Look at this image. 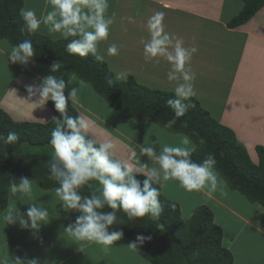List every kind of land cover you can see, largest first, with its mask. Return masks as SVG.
I'll return each mask as SVG.
<instances>
[{
  "label": "clouds",
  "instance_id": "clouds-1",
  "mask_svg": "<svg viewBox=\"0 0 264 264\" xmlns=\"http://www.w3.org/2000/svg\"><path fill=\"white\" fill-rule=\"evenodd\" d=\"M45 8L49 10L39 16L35 9L21 8L19 16L28 33L36 34L42 27L46 28L49 34H58L68 41L66 51L69 54L91 56L101 63L105 61L100 44L109 40L116 23V13L109 14V0H45ZM124 19L129 24L135 23L132 17ZM146 29L148 38L142 41L145 61L158 64L164 60L170 65L167 81L175 85L174 97L166 104L174 116L164 127L171 129L194 106L191 99L196 95L197 77L192 61L198 48L186 47L183 38L166 30L163 11H156L148 17ZM119 54L117 44L108 45L107 56L117 57ZM35 57L32 41L24 39L10 48L7 61L27 66ZM63 67V63L53 62L50 68L53 75L40 78L38 84L27 85L26 91L29 100L37 98L32 104L44 106L51 101L60 114L52 121L55 124L50 137L53 152L46 166L50 179L58 184L54 191L61 207L66 213H77L75 222L63 229L68 238L76 242L95 243L107 253L124 237L123 231L113 227L123 222L117 213L123 212L129 221L144 218L159 220L163 212L160 188L168 182L176 181L189 192L206 191L209 196L217 191L221 181L216 171L215 155L208 154L199 163L194 161L192 141L188 135H181L176 145L161 144L158 139L137 145L138 156L147 157V162L139 158H118L116 144L111 139H98L94 134L95 121L84 115H69V104L78 103L85 82L80 80L78 86H73V73L67 81L62 75H56ZM127 77V71H120L114 79L124 81ZM184 126L187 127V124ZM19 141L20 136L15 131H8L7 135L0 133V144L12 146ZM199 142L205 143L202 138ZM132 156L136 157L137 153L133 151ZM138 175L145 177L142 184L137 179ZM18 181L10 184L12 196L21 201L25 198L33 200L32 179L22 177ZM93 181L98 182L100 187L97 188ZM85 187L91 195H82ZM27 205L25 214L15 203H10L0 212V221L7 225L19 224L22 229L38 233L42 226L51 222L49 209L40 201ZM105 208L111 211H105ZM160 227L163 228V225L160 224ZM151 239V236L137 235L128 247L136 250ZM79 250L83 251L82 243ZM12 262L42 264L35 258L21 260L16 257Z\"/></svg>",
  "mask_w": 264,
  "mask_h": 264
},
{
  "label": "trees",
  "instance_id": "trees-1",
  "mask_svg": "<svg viewBox=\"0 0 264 264\" xmlns=\"http://www.w3.org/2000/svg\"><path fill=\"white\" fill-rule=\"evenodd\" d=\"M244 7L228 24L237 28L253 18L264 7V0H243ZM24 0H0V41L7 40L12 45L30 39L36 50L34 61L41 65L61 62L93 91L102 96L110 106L120 112L126 120L151 122L175 134L188 135L195 143L192 159L197 163L208 154H214L216 169L232 191L240 192L253 203L264 206V147L258 146L259 163L255 164L245 145L229 128L220 124L202 107L196 98L194 105L177 123L167 129L164 124L174 113L166 101L174 97V92L149 88L140 84L132 75L124 81H116L115 74L106 61L97 62L93 57H80L66 51L68 41L51 39L40 33L30 34L24 29L19 13L24 8ZM55 116L59 113L49 101ZM69 115H79L69 104ZM15 121L0 108V133L7 135L15 131L20 136L19 143L9 146L0 144V211L9 204V187L22 177L39 182L44 190H52L58 184L50 179L47 161L53 149L50 145L51 131L55 124ZM185 123L187 127H185ZM205 143L201 144L200 139ZM37 149H41L38 151ZM143 183L145 177L137 176ZM99 188L98 182H92ZM160 187L159 185H155ZM163 212L159 220L144 218L129 221L123 212L117 215L122 223L114 225L121 230L124 238L135 241L137 235L151 236L150 242L138 247L139 254L150 264H234L233 253L224 245L223 228L216 223L212 209L207 205L198 207L188 219L182 215L178 202L169 199L160 188ZM82 195H91L87 187ZM111 211V209H104ZM77 213L71 212L72 223ZM163 225V228L160 227Z\"/></svg>",
  "mask_w": 264,
  "mask_h": 264
},
{
  "label": "crops",
  "instance_id": "crops-1",
  "mask_svg": "<svg viewBox=\"0 0 264 264\" xmlns=\"http://www.w3.org/2000/svg\"><path fill=\"white\" fill-rule=\"evenodd\" d=\"M30 1L31 0H24V7L32 9H35L33 5H40L42 7L43 2L40 0H36L32 3H30ZM136 1L142 2L144 6V10L140 15H136L129 5ZM117 2H119V0H117ZM243 7V1L238 6L236 0H126V3L122 5L124 11L119 12L120 17L118 22L123 21L125 14H127V17H132L135 20V23H131V27L135 30L126 35L130 44L133 38L135 46L137 44L135 48L131 47L132 45L129 44V54L127 55L129 57H144L142 40L145 38V35H147L146 21L154 12L163 11L165 15L169 16L165 18V26L169 30H172L171 33L176 36L180 37L183 35L180 25L183 27L187 25L190 26L192 33L190 34L189 32L184 34L183 40L190 47L196 46L198 48V52L193 57L192 68L196 76H199L197 75L198 73L204 74L201 81H199V78H196V95L194 98L202 105L203 103L209 105L208 110L211 105L216 104V100L221 99L220 101L223 106L221 110H218L219 123L234 132L237 138L247 148L253 161L256 160L259 162L257 147H264V7L247 23L237 28H229V22L241 12ZM35 10L37 16L44 13V10ZM200 21L206 23L211 22L214 26L212 29L208 27L210 31L205 32L203 31L205 28L201 29L197 25ZM173 25H175L176 28H174ZM195 28H197V30L194 31ZM44 31H46V28L42 27V30L38 33L54 39V37L44 34ZM199 31H202V33L199 34ZM217 34L219 39L223 38L227 43L226 49L223 51L217 50L219 46ZM203 36H205V38ZM119 37L125 38L124 35H120ZM201 39L205 40L206 43L202 44ZM12 46L13 45L7 40L0 41V65H4L5 68L17 67V71L13 76V78H15L14 81L9 85H7V83L2 85L4 89H2L0 93V108L6 111L15 121L49 122L55 115L54 110L48 104L49 102L44 106L32 104L36 102L37 98H33L32 100L28 99L26 86L38 84L40 78L53 75L50 71L51 65H41L34 60L27 66L8 63L7 55ZM103 54L105 55V53ZM217 57H219L218 62L216 60ZM150 63L152 62H148V64ZM142 70L141 74L144 73L147 79H152L153 77L155 82L160 81V72H152L153 74L148 75L152 70L146 71L145 68H142ZM135 71L140 72L138 68H136ZM136 72L129 73L128 75L134 76L136 80L142 84L139 81L141 77L136 75ZM71 73V70L64 66L61 72L56 75H62L67 81ZM79 81L80 79L73 75V86H78ZM145 83L142 85L149 88H160L157 86V83H155L156 85L154 87H151L149 84L146 85ZM91 90L93 91L88 84L84 83V87L81 88L79 93L78 103L82 100L86 101L90 93H93ZM103 106L104 104L100 107ZM83 107L82 105V109ZM79 112V115L89 117L83 113V110ZM110 112L111 111L106 110L107 114ZM112 113L114 114L113 109ZM210 113L213 114L212 111ZM109 117L113 121L119 119L116 115H111ZM142 131H144V129ZM151 131L154 132L155 135H159V130L155 129V131ZM163 132L172 134V132L166 130H163ZM176 135H180L181 137L183 134ZM180 137H175L171 143L169 142L167 144H179ZM157 139L161 144H164L159 137H154L148 132L143 133L141 138L137 140L143 145L146 141L150 142L152 140L155 142ZM130 141L128 146L137 147V145H139L132 138ZM191 147L193 150L196 148L193 141ZM129 151L130 149L128 148L124 150L120 148L119 151L116 150V155L118 158L124 160H135L139 158L142 162H147V157H133V151ZM135 152L137 153L136 150ZM253 156L256 157V159H254ZM218 175H220L219 172ZM224 187L225 189L223 192L217 190L211 196L207 195L206 191H200V193L207 201L213 203L214 207L227 211L243 222V225H240L239 230L235 233L229 245L227 246L224 244L225 247L233 253L235 264H264V223L259 221L260 219L264 221V212L261 211V205L248 201L240 192L232 191L227 183H224ZM204 203V205H207L206 202ZM196 207H200V204L194 206V209H196ZM212 210L215 215V221L222 227L216 218L215 210ZM246 211H248V214ZM229 223L228 225H231V222ZM67 226L64 225L63 229ZM29 232L30 230L18 229V235L16 234L17 239L21 240V242L27 241L32 236ZM62 234L63 231L59 233L60 236ZM60 236L43 241L37 253L34 252L33 249L30 251L25 250L27 251L26 253H23L25 251L20 249L19 252L17 246L14 245L13 242H6L4 245L8 246L7 248L10 249V252L6 249L5 253L0 256V264H4L5 261H7V264H13L12 259L16 257H19L21 260L39 259L42 264L45 261L47 264H84V257L86 258V256L81 255V251L76 249V247H79L82 243L83 250L86 251L92 243L76 242L72 239L71 242L67 241L61 243L59 240ZM251 255H253V258ZM92 259L94 260L95 256Z\"/></svg>",
  "mask_w": 264,
  "mask_h": 264
},
{
  "label": "rangeland",
  "instance_id": "rangeland-1",
  "mask_svg": "<svg viewBox=\"0 0 264 264\" xmlns=\"http://www.w3.org/2000/svg\"><path fill=\"white\" fill-rule=\"evenodd\" d=\"M34 1L36 0H31L30 3ZM40 1L43 2L42 7L40 5H33V7H35L37 11L44 10V12H46L47 10H49L45 8V0H40ZM236 1L238 2V6H239L243 0H236ZM124 3H126V0H119V2H117V0H109V4H110L109 14H111L112 12L116 13V23L111 29L109 40L107 42H102L100 44L101 52L105 53V61L108 62V64L110 65V68L112 69L111 71L114 74L120 71H127L128 74L134 73L136 72L135 71L136 68H138L140 72H136L135 74L141 77L139 81L142 84L147 82L145 83L146 85L149 84L151 85V87H154L156 85L155 83H157V86L160 87L158 89L174 92L173 91L175 87L174 83H169L167 81V72L169 71L170 65L166 61L164 60L160 61L158 64L155 62L148 64V62L145 61L144 57L127 56L129 54L128 48H129L130 41L128 38H126L127 37L126 35H128L131 31H134L135 29L131 27V24H129L127 20L124 19L125 17H127V14L124 15L122 22H118V19L120 17L119 12L124 11V9L122 8V5ZM129 5L131 6V9L134 10L136 15H140L142 11L144 10V6L142 5V2L136 1L135 3H130ZM29 6L32 7L31 5ZM168 17L169 16L165 15V18H168ZM197 25L201 29L205 28L203 30L205 32L210 31V29H212V27L214 26V24H212L211 22L206 23L202 21H200V23H197ZM125 27L127 28L126 31L124 30ZM173 27L176 28L175 25H173ZM180 27L183 31V35L189 32L190 34L192 33L191 32L192 29L190 26L187 25L183 27L180 25ZM208 27L210 29H208ZM166 30L170 33L172 32V30H169L168 28H166ZM195 30H197V28H195L194 31ZM43 33L48 34L51 37H54V39H62L58 34H49L47 29ZM146 33L147 35H145V38L143 40H146L148 38L147 30H146ZM198 33L201 34L202 31H199ZM120 35H124L125 38L119 37ZM183 35H181L180 37L183 38ZM203 37L205 38V36ZM217 40H219V46L217 47V50L223 51L224 49H226L227 43L225 39L223 38L219 39V36L217 34ZM133 41H134V38L131 40L130 45H132L131 47L135 48L137 44L135 46V43H133ZM111 43H115L120 47L119 56L117 57L107 56V47ZM204 43H206V41L202 40V44ZM185 46L190 47L186 43H185ZM216 60L218 62L219 57H217ZM142 68H145L146 71L152 70L149 72L148 75L153 74L154 72H160V75H161L160 78L162 80L160 79L159 82H155V79L153 77H152L153 80L147 79V76L144 75V73L141 74L143 71ZM16 71H17L16 66L5 68L4 65H0V80H1L0 93L2 92V89H4L2 85H4L5 83L9 85L14 81L15 78H13V76ZM197 75H199V76H196L197 78H199V81H201V79L204 77L203 76L204 74L202 73L201 74L198 73ZM91 92L93 93H90L86 101L82 100L80 103H78L77 105L74 104L73 106L77 109L78 112L80 110H83V113L88 115L91 118V120L95 121V126L93 128L94 134L97 136L98 139H111L116 144L117 151H119L120 148H123V150L125 148H128L130 149V151L136 150L137 151L136 157H139L138 148L133 147V146H128V143L131 142L130 139L132 138L139 145H142L141 143H139L138 140L139 138H141L142 134L145 132H148L150 135L154 137H159V139L163 141L164 144L165 143L167 144L169 142L171 143L175 139V137H180V135H176L174 133L168 134V133L163 132V130H166V129L158 125H155L154 123H151V122H137L136 120L124 119L121 113L116 111L113 107H111L109 102H107L102 96L98 95V93H96L95 91L91 90ZM220 100L221 99L216 100V104L215 105L213 104L209 107L210 111L208 110L209 105H207L206 103H203L202 105L200 103L202 107L206 109L209 113L211 111L213 112V114L211 113L210 114L218 122H219L218 110H221L223 106ZM103 104L104 106L100 107ZM82 105L84 106L83 109H82ZM112 109L114 110V114L112 113ZM106 110L111 111V112L107 114ZM111 115H116V117L119 119L113 121L109 117ZM143 129L144 131H142ZM155 129L159 130V133H158L159 135H155L154 132L151 131V130L155 131ZM166 131H169V130H166ZM37 150L40 151L41 149H37ZM127 157H128V153H127ZM251 159L253 161V158ZM254 159H256V157H254ZM254 161L253 162L255 164L259 163L256 160ZM219 177L221 179L220 180L221 182L218 185L217 190L220 192H223L225 189L224 183L226 182L220 175ZM32 183H33V197H34L33 200H29L25 198L23 201H21L20 199L13 197L9 191L8 192L9 193V196H8L9 204L15 203L17 207L20 209V211L26 214L28 203L40 201V203H43L44 206L49 209L50 216H51V222L45 226H42L41 230L38 233H32L30 231L29 233L32 234V236L27 241L21 242V240L17 239V235H18L17 231L18 229L21 228L19 224L7 225L6 223H3L2 221H0V256L5 253L6 249L8 251L10 250L9 248H7L8 247L7 245H4L6 242H13V244L17 246V250L19 252H20V249H22V251H25V250L30 251L31 249H33V251L37 253L43 241L49 238H57V236H60L59 233L63 231L64 225L67 226L70 223H72L71 212L66 213L63 210V208L61 207V202L55 196V191H54L55 189L44 190L40 186L39 182L32 181ZM162 191L165 194V196H167L169 199L179 203V205L182 208L183 215L187 219L190 218L195 213L196 209L198 208L196 207V209H194V206H198L199 204L200 206H202L205 204L204 202H206L207 206L215 210L216 218L218 222L222 225V228L224 230V234H225L224 244L227 246L232 241V238L235 235V233H237V231L239 230L240 225H243V222L240 221L238 217H234L232 214L228 213L227 211H224L221 208L217 209L216 207H214L213 203H210L209 201H207V199L200 192H196V191L189 192L185 190L184 188H182L179 185V183L176 181L168 182L164 187H162ZM261 207H262L261 211L264 212V206L261 205ZM246 213L248 214V211H246ZM259 221L261 223H264V221H262L261 219ZM229 222H231V225H228L230 224ZM59 240L61 243L67 242V241L71 242V239L68 238L64 233L60 236ZM132 242L133 241L123 237V239L116 242V245L112 246L110 248V251L107 253L103 251L102 246L92 243L90 244V247L88 250L86 251L83 250L80 252V254L83 256H86V258L84 257V264H96V263L97 264H109V263H112V264H150L149 262H147L145 258H143L139 254L138 249L133 250L128 247V245ZM87 243H90V242H87ZM79 247H76V249H79ZM26 252L27 251L23 253H26ZM94 256H95V259L93 260L92 258ZM251 257L253 258V255H251Z\"/></svg>",
  "mask_w": 264,
  "mask_h": 264
}]
</instances>
